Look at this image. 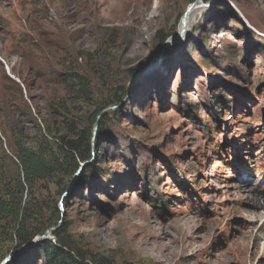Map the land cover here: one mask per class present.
<instances>
[{
	"label": "rangeland",
	"instance_id": "obj_1",
	"mask_svg": "<svg viewBox=\"0 0 264 264\" xmlns=\"http://www.w3.org/2000/svg\"><path fill=\"white\" fill-rule=\"evenodd\" d=\"M99 1H0V172L44 121L62 133L48 104L68 101L93 146L73 183L37 192L57 225L118 264H264V0ZM72 70L125 90L105 129L102 97L56 90Z\"/></svg>",
	"mask_w": 264,
	"mask_h": 264
},
{
	"label": "trees",
	"instance_id": "obj_2",
	"mask_svg": "<svg viewBox=\"0 0 264 264\" xmlns=\"http://www.w3.org/2000/svg\"><path fill=\"white\" fill-rule=\"evenodd\" d=\"M230 1L236 5L240 4V0ZM247 1L249 6H254L252 0ZM169 38V35L160 31L156 33L155 42L164 45ZM142 65L128 72L134 76L147 63ZM95 68L100 70V67ZM57 79L59 83H54L56 90L61 94L71 91L73 98L80 103L92 104L96 95L102 97L99 103H94L96 108L92 121L93 124H98L100 130L116 120V109L103 114L102 112L122 104L126 94L124 89L109 85L98 73L94 74L93 80H98L99 83H92L86 76L74 70L58 75ZM219 103L214 104L217 110L221 108ZM224 108L229 106L225 105ZM48 109L50 115H60L63 118L62 133L44 121V128L40 129L36 146L26 147L15 143L12 144L13 158L4 153L8 165L6 171L0 172V256L17 254L36 237L55 228L51 234L54 242L42 240L36 246L22 251L7 264H118L109 256L91 252L82 239L75 237L66 222L57 225L59 213L56 205H49L42 193H37L47 191V187L54 186L58 180L70 182L74 173L89 160L93 146L90 130L83 129L81 124L72 118L74 108L68 101L49 103ZM0 131L4 136L2 126ZM101 151L104 152L103 149ZM92 167L94 166H86L80 175L82 182L86 183L85 186L89 181L83 174ZM107 176L108 173L103 171L99 178L106 179ZM119 264L135 263L123 261Z\"/></svg>",
	"mask_w": 264,
	"mask_h": 264
},
{
	"label": "water",
	"instance_id": "obj_3",
	"mask_svg": "<svg viewBox=\"0 0 264 264\" xmlns=\"http://www.w3.org/2000/svg\"><path fill=\"white\" fill-rule=\"evenodd\" d=\"M193 6H194V3L193 4H191L189 7H188V9H187V11H186V13L184 14V16H183V18H182V21H181V24H182V26H183V29H182V31H184V29H185V22H186V18H187V15H188V13L191 11V9L193 8ZM174 42V41H173ZM169 43V39L166 41V43H165V45L164 46H166L167 44ZM140 66H143V65H140ZM139 66V67H140ZM136 79H134V81H135ZM133 81V82H134ZM103 114V113H102ZM95 124H97V123H95ZM85 163L86 162H84L82 165H81V167L83 166V165H85ZM81 167L79 168V170H78V173L80 172V170H81ZM78 173H75L74 175H73V178L71 179V183H73L75 180H76V178H77V176H78ZM55 230V228H51V229H49V230H47L43 235H41V236H39L38 238H36L31 244H28V245H26L20 252H18L17 254H15V255H12V254H9V256L6 258V259H4L3 261H2V264H7V263H9L10 261H12V260H14L22 251H24V250H26V249H28V248H31V247H33V246H36L40 241H42V240H50V241H52V242H54L53 241V239L51 238V234H52V232Z\"/></svg>",
	"mask_w": 264,
	"mask_h": 264
},
{
	"label": "bare ground",
	"instance_id": "obj_4",
	"mask_svg": "<svg viewBox=\"0 0 264 264\" xmlns=\"http://www.w3.org/2000/svg\"><path fill=\"white\" fill-rule=\"evenodd\" d=\"M1 1V0H0ZM101 1V0H100ZM99 1V2H100ZM125 2V1H124ZM145 3V2H144ZM132 4V3H131ZM198 7H199V4L197 3V4H195L194 6H193V8L191 9V11L188 13V15H187V18H186V22H185V27L186 28H188V26H189V22H190V18H191V16L193 15V13L198 9ZM135 14V13H134ZM140 16V15H139ZM180 30L181 29H183V26H182V24L180 25ZM174 38H175V36H174ZM174 38H170L171 40L172 39H174ZM258 229H260L261 230V232L264 230V219L262 220V225H258ZM264 235V234H263ZM258 237H260V236H257L255 239L257 240V238Z\"/></svg>",
	"mask_w": 264,
	"mask_h": 264
}]
</instances>
